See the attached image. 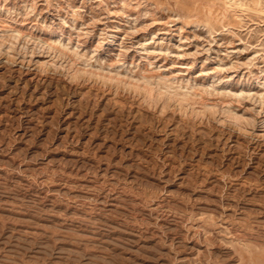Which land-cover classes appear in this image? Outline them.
Wrapping results in <instances>:
<instances>
[{"label":"rangeland","instance_id":"obj_1","mask_svg":"<svg viewBox=\"0 0 264 264\" xmlns=\"http://www.w3.org/2000/svg\"><path fill=\"white\" fill-rule=\"evenodd\" d=\"M263 162L264 0H0V264H264Z\"/></svg>","mask_w":264,"mask_h":264},{"label":"bare ground","instance_id":"obj_2","mask_svg":"<svg viewBox=\"0 0 264 264\" xmlns=\"http://www.w3.org/2000/svg\"><path fill=\"white\" fill-rule=\"evenodd\" d=\"M228 7L229 8H232V9H234V8H239L240 6H238V5H236L235 3H233V1H232V3H230V4H228ZM243 12V11H242ZM232 18V17H231ZM241 19V18H240ZM242 20V19H241ZM207 23V22H206ZM27 36V35H26ZM60 36V35H59ZM11 38V37H10ZM53 40V39H52ZM59 41V40H58ZM159 76V75H158ZM137 78V77H136ZM148 80V79H147ZM165 80H166V78H165ZM167 81V80H166ZM175 82V81H174ZM165 83H167V82H165ZM144 84V83H143ZM162 84V83H161ZM168 84V83H167ZM171 84V83H170ZM184 84V83H183ZM190 85V84H189ZM165 88H167V87H165ZM191 88V87H190ZM175 90L177 91V89L175 88ZM174 90V91H175ZM169 91H171V90H169ZM173 91V90H172ZM182 92V91H181ZM191 93V92H190ZM223 131V130H222ZM263 161V160H262ZM262 163V162H261ZM264 163V162H263ZM223 184V183H222ZM109 186V185H108ZM99 188V187H98ZM255 189V188H254ZM95 192V191H94ZM253 192V191H252ZM246 193V192H245ZM100 194V193H99ZM248 194V193H247ZM112 195V194H111ZM118 195V194H117ZM244 195V194H243ZM167 198V197H166ZM171 199V198H170ZM104 200V199H103ZM137 201V200H136ZM151 201V200H150ZM159 201V200H158ZM243 201V200H242ZM258 201V200H257ZM166 202V201H165ZM221 203V202H220ZM252 203V202H251ZM254 203V202H253ZM258 203V202H257ZM234 204V203H233ZM152 205V204H151ZM222 206V205H221ZM233 206V205H232ZM158 208V207H157ZM224 208V207H223ZM262 208V207H261ZM245 209H246V207H245ZM238 210V209H237ZM264 212V211H263ZM233 214V213H232ZM263 215V214H262ZM247 220V219H246ZM196 221V220H195ZM203 221V220H202ZM182 222V221H181ZM227 223V222H226ZM230 224V223H229ZM229 224H227V225H229ZM235 225H237V224H235ZM237 228V227H236ZM234 229V228H233ZM245 229V228H244ZM254 229V228H253ZM232 230V229H231ZM262 230V229H261ZM137 232V231H136ZM156 232V231H155ZM254 232V231H253ZM260 232V231H259ZM146 233V232H145ZM242 233V232H241ZM195 236V235H194ZM261 236V235H260ZM250 237V236H249ZM252 238V237H251ZM181 239V238H180ZM188 239V238H187ZM233 239V238H232ZM252 240V239H251ZM259 241V240H258ZM182 242V241H181ZM233 242V241H232ZM261 243V242H260ZM244 247V246H243ZM237 257V256H236ZM192 264V263H191ZM206 264V263H205Z\"/></svg>","mask_w":264,"mask_h":264}]
</instances>
